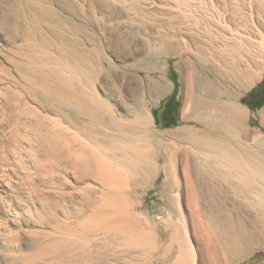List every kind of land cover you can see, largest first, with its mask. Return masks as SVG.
<instances>
[{
    "label": "rangeland",
    "instance_id": "1",
    "mask_svg": "<svg viewBox=\"0 0 264 264\" xmlns=\"http://www.w3.org/2000/svg\"><path fill=\"white\" fill-rule=\"evenodd\" d=\"M47 1L0 0V264H25L40 246L49 243L50 237L59 235V226L73 225L77 229L82 224L93 225L95 221H100L87 216L88 213L81 216L74 214L82 195L90 197L91 192L94 196L101 193L94 179L77 183V175H72V172H53L57 177L56 183L49 181V163L43 150L39 149L43 138L49 134L44 129L46 125L42 126L38 119L47 123L50 119L59 121L60 116L47 112L37 104L38 98L35 96L33 99L29 95V85L20 77L22 71L16 68L25 61L21 57L24 55L22 48L30 44H36L37 50L33 51L36 54L45 51L51 57L58 56L53 51L55 47L62 48V43L59 44L47 32L50 25L37 19L35 8L47 5ZM51 1L56 10L64 11L66 8V14L83 28L78 38L84 45L73 48L83 49L93 63L99 58L105 62L106 70L86 89L89 92L93 89L91 92L120 122H128L132 110L148 116L144 132L137 135L145 133L149 136L156 167L144 184L121 186L123 199L120 198L122 203L119 206L122 216L118 218L126 215L136 217V221L152 227L153 232L163 233L165 236L159 234V237L163 236L161 241L172 234L167 225L178 222L179 214L185 219L182 225L185 226L183 232L190 248L191 264H215L217 251L222 249L219 241L210 236L213 230L206 231L200 220L202 206L189 156L190 153L196 158L197 151L188 140L181 139L176 133L191 129L206 135H226L244 151L255 152L259 137H264V0ZM4 8L10 11L6 12ZM9 12L16 18L12 25L17 28L14 34L19 38L14 42L5 32V23L2 25L4 14ZM233 12L238 15L234 13L236 16H230ZM19 25L34 29L37 35L32 39L24 32L23 35L18 33ZM47 38L53 39L49 40L55 43V47L46 49L40 45L41 39L44 41ZM193 74L208 79L216 89L212 97L220 106H229L227 101L234 95L233 104L246 108L242 119L244 132L226 134L223 126L215 127L213 116L221 115L220 110L208 115L196 114L199 118H184L181 115L186 96L194 86ZM256 75L258 78L248 88H241L246 77L251 79ZM158 83L165 88L161 95L155 93ZM60 125L87 142L74 128H68V124L60 122ZM43 134L46 135L43 137ZM232 177L228 178L230 192L221 200L222 210L230 222H239L251 230L253 223L261 218L255 207L260 199L253 192H240L238 179ZM59 190L70 194L72 199L64 194L71 200L64 198L66 203H59L60 207L56 205L55 211L53 204L59 200V195L54 192ZM105 208L102 207L105 211L110 209ZM129 217L122 221L117 219L120 221L114 226L125 227ZM101 221L102 224L107 223L105 218ZM98 242L106 256L102 264H165L164 256L154 262L149 261L146 255L141 258L128 256L133 246L118 240ZM169 245L171 243L167 241L166 246ZM147 247L142 245L137 249L146 251ZM173 260L167 264H173ZM226 264H264V245L247 247L243 254Z\"/></svg>",
    "mask_w": 264,
    "mask_h": 264
},
{
    "label": "bare ground",
    "instance_id": "2",
    "mask_svg": "<svg viewBox=\"0 0 264 264\" xmlns=\"http://www.w3.org/2000/svg\"><path fill=\"white\" fill-rule=\"evenodd\" d=\"M48 1L45 2L47 5L35 8L37 19L44 20L50 25L48 29L46 28L47 24L45 25V28L49 30L47 32H50L59 44L62 43V48L57 45L56 48L55 43H51V40H49L52 38H47L44 41L41 39L40 45L46 49L55 47L56 49L54 48L53 51L58 56L51 57L45 51H40V53L36 54L33 52L37 50L35 48L36 44L33 43L26 46L27 48H22L24 55H21V57L25 61L21 64L19 63L16 68L22 71L20 77L27 81L29 85V95L32 98L35 96L38 98L36 100L37 104L47 112L60 116L59 121L50 119L47 123L38 119L43 124L42 126L46 125L44 129H47V134H49L47 136L43 134V137L45 136L43 143L41 140L43 145L38 142L41 145H39V149L43 150L44 158L49 163L47 171L50 173L48 176L49 181H51V184L56 183L55 172L65 174H71L72 172V175H77L75 176V179H78L77 183L94 179L99 185L97 188H100L101 193L97 194L98 196L96 194L94 196V192H91L92 195L90 197L82 195L79 198V202H77L79 207L75 209L74 214L77 213L76 216H79L80 214L85 215L88 213L87 216L100 219V221L103 218L107 219V223L102 224V221H95L93 225L92 223L91 225L89 223L82 224L77 229L73 228V225L71 227L68 225L59 226L58 228H61L58 232L59 235L52 236L53 238L50 237L49 243L40 246L36 254L30 260H27L25 264H86L87 261H90L91 264H102L106 260V256L100 250L101 244H98V240H118L122 244L132 245V249L127 253L131 257L137 256L141 258L140 256L146 255L149 261L154 262L160 256H164L163 263L165 264L173 258V264H191L190 248L183 232L185 226L182 225L185 223V219L179 214L178 222L167 225L170 227L172 234L169 237L166 234L168 238L164 237L165 240L161 241L160 238L165 236L163 233L153 232L154 229L152 227L136 221L134 219L136 217L126 215L129 218L125 227L122 225L114 226L115 222L127 218L126 216L123 217L124 219L118 218L122 216V209L120 210L119 206L122 203H120V198L123 199L121 197L123 193L120 191L121 186L144 184L151 177L156 167V162L154 163L156 158L153 157L154 151L150 144L149 136L145 133L137 135L140 132H144L148 116H146L147 114H141L142 112L139 114L136 110H132L130 111L132 114L131 119L128 122H120L104 107L97 95L91 92L93 87H90L92 89L91 93L86 89L93 84L99 74L106 70L105 62L99 58L93 63L92 58L83 49L81 50L80 47H78L79 49L73 48L74 46L84 45L81 39L78 38L83 33L82 26L72 21L69 17L70 15L66 14V8L64 11L56 10L51 3L52 1ZM34 5L36 6L37 4ZM23 6L26 7L24 4ZM4 9L5 11L8 10ZM67 10L70 9L68 8ZM14 13H16V10ZM234 13L237 14L233 12L230 16H236ZM13 15L10 12L4 14L2 25L5 23V32L10 34L8 38L14 42L19 36L14 34L15 31L17 32V28L14 29L12 25L14 20H16ZM75 19H77V16ZM34 22L36 23V21ZM41 22L42 24L44 23L43 21ZM14 25L17 26L18 24ZM19 27L21 26L19 25ZM18 31L22 35L24 32L25 35L32 39L37 35L34 29L24 25ZM28 72L30 74H27ZM258 75L255 78L253 76L248 79L251 84L258 78ZM156 85L155 93L158 95L163 94L164 86L161 83ZM188 109L185 110L186 114L190 112ZM214 110H220L219 104L214 101L207 103L197 102L195 114H207ZM245 110L246 108L233 104L231 108L232 134H239L245 131L242 125ZM188 114L191 115L190 113ZM262 117L264 118V113ZM39 118L41 117L39 116ZM213 120L215 127L223 126V119L219 114L213 116ZM60 122L68 124V128H74V131L76 130L78 134L84 136L87 142L82 141L74 133L71 134L72 132L70 133V130L68 131L66 127H62ZM222 129H224V126ZM106 130L114 133H109ZM179 132L176 134H180L179 137H183L186 139L185 141L188 140L193 145L194 151H197L196 158L191 156L190 153L189 156L192 159V169L197 178H195L198 183L197 192L202 206L200 212L203 215L200 213L202 216L200 220L204 223L206 231L208 229L213 230V235L211 234L210 236L219 241L222 249L221 252L217 251L214 259L215 264H226L228 261L243 254L247 247L252 245H264V137H259L258 147L255 152H248L240 148L241 146L239 147L238 144H234L233 140H226L224 135H206L191 129ZM38 138L40 137L38 136ZM50 176L52 177L50 178ZM230 176L238 179L237 183L241 186L240 192L244 194L253 192L260 199L256 201L255 207L260 212L261 218L253 223L254 228L251 230L244 228L239 222H230L224 215V210H222L223 202L221 200L226 198L231 188L228 183ZM59 191H53L55 195H59L57 197L59 200L53 204L55 211L56 205L59 206V203H66L67 200H64L68 196L66 197L65 195L70 197V194ZM94 191L97 192L96 190ZM124 201L126 200L124 199ZM69 202L71 203V201ZM105 206L110 207L111 210L109 208V211L108 209L107 211L103 210L106 209ZM66 208H64L65 212H67ZM159 234L163 236L159 237ZM167 241L171 243L169 247L166 246ZM142 245H148V249L146 251L145 249L138 250L137 247ZM127 255H125V258H127Z\"/></svg>",
    "mask_w": 264,
    "mask_h": 264
},
{
    "label": "crops",
    "instance_id": "3",
    "mask_svg": "<svg viewBox=\"0 0 264 264\" xmlns=\"http://www.w3.org/2000/svg\"><path fill=\"white\" fill-rule=\"evenodd\" d=\"M192 78L194 80L193 81L194 86L192 88H190L191 90L189 91L188 95L186 96V99L184 101V105H183V108H182V111H181V115L184 118H189L191 116L199 118V116H197L195 114L196 103L197 102H206V103L209 102V101L217 102L212 97V95L215 94L216 89H214L209 84L208 79H206L203 76H199L197 74H193ZM248 79H249L248 77L245 78V82H244L243 85H241V88H243L244 86L246 88H248V86L250 84V81ZM194 91H195V93H194ZM197 91L199 93H196ZM192 92H193V94H192ZM234 98H235L234 95H232L230 101H227V103H230L229 106H227V105L220 106L219 105L220 106V111L223 112V113L220 112L221 115L219 114V116L223 119V126H224L226 134H228V133L232 134V131H231V125H232V111H231V108H232L233 102H234L232 99H234ZM194 105H195V107H194ZM188 108H190V109H188ZM187 109H188V111H190V112H188V111L187 112L190 113L191 115H189L188 113L186 114L185 110H187ZM191 109H193V110H191ZM183 110H184V112H183ZM192 112H193V114H192ZM224 136H226V135H224ZM226 140L231 141L230 139L227 138V136H226Z\"/></svg>",
    "mask_w": 264,
    "mask_h": 264
}]
</instances>
